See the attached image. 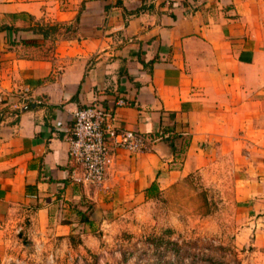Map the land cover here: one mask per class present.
<instances>
[{"label": "crops", "instance_id": "1", "mask_svg": "<svg viewBox=\"0 0 264 264\" xmlns=\"http://www.w3.org/2000/svg\"><path fill=\"white\" fill-rule=\"evenodd\" d=\"M118 99V127L164 139L71 183L72 113ZM197 173L229 178L235 242L264 251V0H0V264L85 249Z\"/></svg>", "mask_w": 264, "mask_h": 264}, {"label": "rangeland", "instance_id": "2", "mask_svg": "<svg viewBox=\"0 0 264 264\" xmlns=\"http://www.w3.org/2000/svg\"><path fill=\"white\" fill-rule=\"evenodd\" d=\"M232 189L228 177H220L217 182L200 173L192 174L159 198L123 215L111 216L95 231H87L85 249L78 244L59 245L58 254L52 258L43 254L32 262L264 264V251L235 242L237 227L232 221L228 197ZM9 236H5L7 244L11 243ZM29 245L21 244V253ZM67 249H71V254Z\"/></svg>", "mask_w": 264, "mask_h": 264}, {"label": "built area", "instance_id": "3", "mask_svg": "<svg viewBox=\"0 0 264 264\" xmlns=\"http://www.w3.org/2000/svg\"><path fill=\"white\" fill-rule=\"evenodd\" d=\"M124 105L116 100L114 107L95 101L72 113L68 139V157L72 165L70 181L89 189L104 187L118 151L130 154L148 152L163 136L143 135L117 126L115 109Z\"/></svg>", "mask_w": 264, "mask_h": 264}]
</instances>
